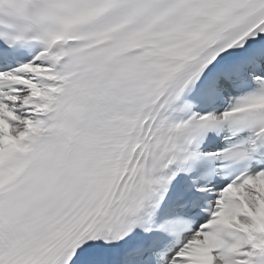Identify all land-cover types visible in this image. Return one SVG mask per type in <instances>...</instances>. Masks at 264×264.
Listing matches in <instances>:
<instances>
[{"label": "snow or ice", "instance_id": "obj_1", "mask_svg": "<svg viewBox=\"0 0 264 264\" xmlns=\"http://www.w3.org/2000/svg\"><path fill=\"white\" fill-rule=\"evenodd\" d=\"M0 264H264V0H0Z\"/></svg>", "mask_w": 264, "mask_h": 264}]
</instances>
